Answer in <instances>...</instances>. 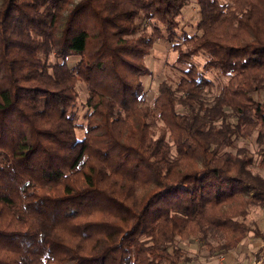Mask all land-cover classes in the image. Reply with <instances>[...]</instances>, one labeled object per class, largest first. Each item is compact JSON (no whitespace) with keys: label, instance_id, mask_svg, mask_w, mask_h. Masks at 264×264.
<instances>
[{"label":"trees","instance_id":"obj_1","mask_svg":"<svg viewBox=\"0 0 264 264\" xmlns=\"http://www.w3.org/2000/svg\"><path fill=\"white\" fill-rule=\"evenodd\" d=\"M190 2L199 32L178 33ZM158 39L189 66L147 103ZM201 52L228 76L210 101ZM262 90L264 0H0V264H182L176 238L212 228L224 252L253 231L264 264V232L237 219L264 206V177L246 146L223 150L255 134L264 167Z\"/></svg>","mask_w":264,"mask_h":264},{"label":"rangeland","instance_id":"obj_2","mask_svg":"<svg viewBox=\"0 0 264 264\" xmlns=\"http://www.w3.org/2000/svg\"><path fill=\"white\" fill-rule=\"evenodd\" d=\"M224 1V0H222ZM200 19L198 7L194 2L187 4L182 11L181 16L178 17L179 26L177 32L185 31L186 33L193 34L198 33L196 24ZM149 28L148 21L139 18L137 21H141ZM150 29V28H149ZM181 39L178 38L179 41ZM181 47H186L185 43H181ZM51 59H53L51 57ZM78 57L75 55L67 58V63L73 66ZM206 60L204 53H198L190 58V63L193 64L198 71L204 75L209 81L210 86L205 89V98L210 101L219 89L228 80V76L220 73L215 68H209L204 70L202 65ZM145 63L152 70V74L148 76H142L143 82V99L147 103H151L153 98L157 95L158 85L161 81L167 80L175 87L178 79L184 74L189 66L188 64L179 63L176 61V51L172 48V43L166 42L164 39H158L154 43L150 53L145 57ZM78 98L75 105L71 108V112L74 113L75 121L79 125L76 130L78 138L83 136L85 127V114L88 108L84 105L85 98L88 93V88L83 82H77ZM254 96L262 100L264 99V90L254 93ZM178 111H183L180 106L177 105ZM161 125V123H157ZM156 128V127H155ZM246 146L249 150V155L252 158V163L248 168L252 173L258 174L264 177V167L259 164L260 155L258 152V146L255 144L254 136L248 138H236L235 147L227 148L223 150H230L235 152L238 147ZM175 152L174 147L172 149ZM239 221L244 222L251 229L258 228L264 232V206H252L248 209L246 216H238ZM227 234L219 229L212 228L211 231H199L196 235L188 238H176V245L183 249L185 255V261L182 264H255L258 253V248L255 245L256 238L254 232L247 233L245 239H243L238 245L234 246L230 250L224 252V247L231 241L230 236L227 238ZM220 259V260H219ZM220 261V262H219Z\"/></svg>","mask_w":264,"mask_h":264},{"label":"crops","instance_id":"obj_3","mask_svg":"<svg viewBox=\"0 0 264 264\" xmlns=\"http://www.w3.org/2000/svg\"><path fill=\"white\" fill-rule=\"evenodd\" d=\"M148 66V65H147ZM255 135V134H254ZM253 135V136H254ZM254 139H255V136H254ZM255 144L259 147L258 149H260L261 147L256 143V141H255ZM261 232H263V231H261ZM245 239V238H244ZM255 240H257V242L255 241L254 243H255V245L257 246V248L259 249L260 247H262V244H263V242L260 240V239H258V238H254ZM257 249V250H258ZM259 258H261V256H259ZM220 260V259H219ZM220 262V261H219Z\"/></svg>","mask_w":264,"mask_h":264}]
</instances>
